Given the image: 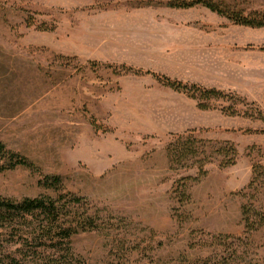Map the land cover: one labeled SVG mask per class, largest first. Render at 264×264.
Segmentation results:
<instances>
[{"label": "rangeland", "instance_id": "rangeland-1", "mask_svg": "<svg viewBox=\"0 0 264 264\" xmlns=\"http://www.w3.org/2000/svg\"><path fill=\"white\" fill-rule=\"evenodd\" d=\"M167 1L0 0V143L32 166L5 169L0 158V198L51 196L77 224L69 243L80 264H264V27ZM223 4L264 15V0ZM188 27L219 45L195 73L229 89L205 101V126L178 132L190 98L156 76L188 77L170 64L184 53L171 29ZM180 135L206 162L198 181L196 166L169 167ZM221 148L235 149L234 165H220L232 158ZM47 177L60 192L42 186ZM243 209L258 223L251 214L245 226ZM55 232L38 213L0 222L2 264H31L39 247L23 238Z\"/></svg>", "mask_w": 264, "mask_h": 264}, {"label": "trees", "instance_id": "trees-1", "mask_svg": "<svg viewBox=\"0 0 264 264\" xmlns=\"http://www.w3.org/2000/svg\"><path fill=\"white\" fill-rule=\"evenodd\" d=\"M226 1L227 0H168L165 6L171 9H191L201 6L211 13L233 22L234 25L250 28L264 27V15L252 19L238 14H232L225 4H223ZM127 70L129 71L130 69ZM156 77L162 85L194 100L197 108L202 111L211 110L209 106L205 105L206 100L209 98L222 99L226 94L222 91L204 88L196 84H184L164 76ZM250 117L254 116L251 115ZM255 119H261V116L258 115ZM182 141L183 136L180 135L167 145L166 157L169 167L172 169L174 165H178L180 168H192L196 166L198 168V176L192 181H198L206 175V171L204 170L206 162L203 161L204 159L199 160V148L194 147L193 141ZM219 155H224V157H228L229 155L232 156L230 160H222L220 162L222 167L235 164L236 151L234 148L232 150L221 148ZM0 158L4 159L9 165L5 169H13L16 166L25 168L32 167L24 158L6 152L4 145L1 143ZM42 186L46 189L56 190V192H60L62 189L61 180L58 177H47L42 182ZM69 203L79 202L77 199L71 198ZM37 213L45 216L46 224L50 226V231L56 230L57 232H55V235H58L57 237L59 238H23L24 243L33 242L35 246L39 247V252L35 254V260L31 264H80L76 262L69 243L70 238L78 232V228L75 226L77 224H66L62 215V208L57 205L56 201L51 196L46 195L34 199H24L20 202L0 198V222H9L12 225L15 221H23L26 216ZM251 214H254V222L258 223L256 221L260 215L258 214L255 216V212H250V215ZM250 215L247 214L244 209L242 210L244 224L247 227H249L250 219H252ZM250 227H252V225H250ZM253 227L256 228L250 229H258V226ZM48 235H51V233L48 232ZM1 256L2 254H0V257ZM9 262L10 264H24L20 263L16 258H11ZM0 264H2V260H0Z\"/></svg>", "mask_w": 264, "mask_h": 264}, {"label": "crops", "instance_id": "crops-1", "mask_svg": "<svg viewBox=\"0 0 264 264\" xmlns=\"http://www.w3.org/2000/svg\"><path fill=\"white\" fill-rule=\"evenodd\" d=\"M172 32H174L177 35L176 41L180 45L184 47V53H179L174 61H171V65L174 64L176 61L179 62V67H187L188 77L182 78L180 81L184 84H196L204 88L208 89H216L219 91H226L227 88L226 86H220L218 84L212 83L210 80L200 77L198 73V67H207L209 64L206 62L208 60L214 62V59H218L219 55L217 53L218 49V44L216 43L215 39H212L210 36L206 37L204 34L196 33L194 31V28H185V30H180L179 28H174L171 29ZM177 31V32H175ZM181 32V33H179ZM184 35L182 38L181 36ZM216 48V49H213ZM225 57V54H223ZM149 59L152 57L149 54ZM153 59H158L160 60V57L157 55H154ZM192 70V71H191ZM196 70V71H195ZM225 70V69H224ZM224 73H226L224 71ZM178 81V80H177ZM156 87L159 88L162 87L159 82L155 81L154 82ZM166 88V87H165ZM186 97V96H185ZM187 98V97H186ZM189 99V98H188ZM189 102V109L188 112L192 114V117H186L182 121L177 122L174 124V126L170 128H175L174 130L178 132H182L185 130H194V129H199L202 126H205L206 123L202 120V117L204 114L210 113V112H202L197 109L196 102L193 100H188ZM198 117V119H197Z\"/></svg>", "mask_w": 264, "mask_h": 264}]
</instances>
